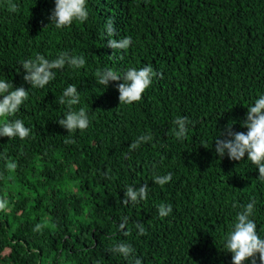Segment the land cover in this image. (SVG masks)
<instances>
[{
  "label": "trees",
  "instance_id": "trees-1",
  "mask_svg": "<svg viewBox=\"0 0 264 264\" xmlns=\"http://www.w3.org/2000/svg\"><path fill=\"white\" fill-rule=\"evenodd\" d=\"M87 7L84 24L58 30L49 20L54 0H0V76L29 93L5 120L31 129L22 141L0 138V199L8 201L0 264H128L112 252L120 242L142 264H231L223 239L250 201L264 238V181L246 156L218 157L214 138L229 126L246 132L247 108L264 93V0H87ZM124 37L127 49L107 47ZM65 51L82 55L84 67L65 65L43 89L23 81V61ZM144 66L154 75L139 102L119 104L120 81L97 83L101 70ZM70 84L80 93L71 110L85 108L89 118L74 133L57 123L69 110L58 98ZM178 117L188 120L180 140ZM143 135L151 140L133 149ZM169 173L167 184L153 182ZM129 185H147V198L124 203ZM161 204L172 206L167 217L158 215Z\"/></svg>",
  "mask_w": 264,
  "mask_h": 264
},
{
  "label": "clouds",
  "instance_id": "clouds-1",
  "mask_svg": "<svg viewBox=\"0 0 264 264\" xmlns=\"http://www.w3.org/2000/svg\"><path fill=\"white\" fill-rule=\"evenodd\" d=\"M89 12L87 0H54L49 20L50 25L55 29H64L72 25L73 22L84 24L88 20ZM104 31L107 36H114L115 29L112 20H108L104 25ZM132 43L131 37L122 39H108L107 47L110 49L125 50ZM86 63L85 58L72 56L68 52H61L54 59H47L37 54L34 59H28L20 65L23 69V81L33 89H43L53 81L57 72L68 65L75 69H81ZM154 72L151 66L142 68L131 67L124 72H117L112 69H104L97 73V83L108 87L110 82L120 83L117 85L119 104L129 105L141 100L142 94L152 84ZM28 89L24 87H13L11 81L5 76H0V138H16L24 140L31 134V129L26 127L21 119L5 120L17 113L22 104L28 98ZM61 105L67 104L69 110L58 120L60 127L67 133L83 131L89 126V118L85 108L71 110L72 105L80 103V93L76 85H68L58 98ZM173 134L177 140L185 137L187 133L188 120L186 117H178L173 121ZM242 127L246 132H233L231 127L217 133L214 138L215 154L223 158L227 155L229 160L241 161L245 156L246 163L254 166L258 171V179L264 181V93H261L254 103L247 108ZM151 140V136L143 135L138 137L131 147L137 148L141 143ZM10 169L15 168L14 163L8 165ZM171 173L154 178V183L160 186L171 181ZM124 203L133 205L144 201L148 196V186L142 185L138 188L129 185L126 187ZM8 205L7 199H0V210H5ZM255 201L248 202L238 211L235 219L225 234L223 239V249L231 254V264H257V258L260 264H264V238L257 232V224L253 219ZM172 212L170 204H161L158 206V215L167 217ZM125 222L119 225L124 229ZM145 229L137 225V234L143 235ZM127 234V233H126ZM112 252L122 257L128 264H142V260L135 255L134 248L125 242L117 243Z\"/></svg>",
  "mask_w": 264,
  "mask_h": 264
}]
</instances>
